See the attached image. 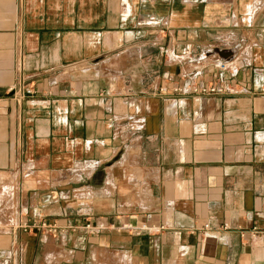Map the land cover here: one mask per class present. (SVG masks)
I'll return each mask as SVG.
<instances>
[{"label":"crops","instance_id":"0c3cea01","mask_svg":"<svg viewBox=\"0 0 264 264\" xmlns=\"http://www.w3.org/2000/svg\"><path fill=\"white\" fill-rule=\"evenodd\" d=\"M0 177V264H264V0H0Z\"/></svg>","mask_w":264,"mask_h":264},{"label":"built area","instance_id":"2783aa9c","mask_svg":"<svg viewBox=\"0 0 264 264\" xmlns=\"http://www.w3.org/2000/svg\"><path fill=\"white\" fill-rule=\"evenodd\" d=\"M161 51L163 52V48H161ZM165 53L167 55H172L171 51L166 50ZM182 58L189 59V51L183 50L182 52ZM217 70L220 73H227L230 77L235 76L237 73V65L233 63L232 61H223L218 62L217 64ZM23 81L20 82V86L18 90H14V95L18 96V101L22 100L24 97L30 96L32 94V90L29 88H24ZM172 93L177 96L186 97L189 95L193 96H199V97H227V96H235L239 94L238 89L230 82H228L224 78H217L215 81L207 84H201V85H195V84H188V85H177L176 87L172 88ZM2 187V180L0 177V189ZM40 229H47L48 232L56 233V227H46L44 223L39 224L38 227ZM107 228V224H104V222L100 221L98 224H92V223H86L83 226V229L91 234V235H98L103 230ZM146 226H142L141 230H145ZM204 230L208 229V225H205L203 227Z\"/></svg>","mask_w":264,"mask_h":264},{"label":"rangeland","instance_id":"374dc122","mask_svg":"<svg viewBox=\"0 0 264 264\" xmlns=\"http://www.w3.org/2000/svg\"><path fill=\"white\" fill-rule=\"evenodd\" d=\"M166 50L170 51V50L167 49V48H163V53H164L165 55H167V54L165 53ZM161 52H162V51H161ZM182 52H183V51H182ZM189 58H190V53H189ZM183 59H184V58H183ZM23 83H24V82H23ZM24 85H25L24 88H28L27 85H26L25 83H24ZM19 86H20V82H19L18 85L12 90V93H13V94H14L13 91H14V90H18ZM29 89H30V88H29ZM31 90H32V89H31ZM21 101H22V100H21Z\"/></svg>","mask_w":264,"mask_h":264}]
</instances>
